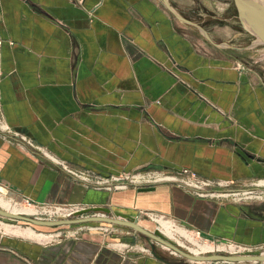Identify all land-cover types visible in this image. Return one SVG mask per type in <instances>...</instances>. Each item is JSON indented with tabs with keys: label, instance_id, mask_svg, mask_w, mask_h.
<instances>
[{
	"label": "crops",
	"instance_id": "1",
	"mask_svg": "<svg viewBox=\"0 0 264 264\" xmlns=\"http://www.w3.org/2000/svg\"><path fill=\"white\" fill-rule=\"evenodd\" d=\"M165 1L178 14L177 0ZM179 16L164 0H0L2 116L42 150L0 137L1 197L99 206L111 217L150 212L207 241L264 243V201L200 198L167 183L107 191L69 172L264 179L254 47ZM90 225L52 238L0 222V264H178L156 242L141 251L147 241L130 228Z\"/></svg>",
	"mask_w": 264,
	"mask_h": 264
},
{
	"label": "built area",
	"instance_id": "2",
	"mask_svg": "<svg viewBox=\"0 0 264 264\" xmlns=\"http://www.w3.org/2000/svg\"><path fill=\"white\" fill-rule=\"evenodd\" d=\"M0 137L7 142H20L24 143L32 149L41 152V148L33 145L32 141L24 135L13 130L3 119L1 104H0ZM71 175L85 183L92 185L95 188L107 191L116 189H126L128 187L140 188L150 187L156 184L167 183L179 186L186 192L200 198H218L231 203H246L251 202L253 198H258L264 201V185L258 184L260 180L254 179L240 185V188H234L235 183L229 180H222L216 178H208L200 176L186 168L180 169H144L134 170L129 172H121L118 174H111L107 176L92 175L91 173L80 171H69ZM18 203V202H17ZM19 204L25 207L34 209L35 214L33 217L40 219H58L51 218V216H62L61 218L71 217V215L86 206L80 204H67V205H47L35 204L27 198L19 201ZM47 214L48 217H40L38 215ZM148 219H152L156 224L157 219L171 222L176 225L169 218L150 212L143 213ZM97 215H102L98 213ZM101 229H106L107 226H98ZM185 230L190 236L199 242H206L211 244L214 251L213 253H226V254H250L257 251L258 254H264V243L258 245H245L239 244L228 240H214L207 241L201 238L196 230ZM61 232L50 233L49 237L57 238ZM148 243L140 247L141 251H147ZM219 248V249H218ZM170 251V250H169ZM171 252V251H170ZM209 253V252H208Z\"/></svg>",
	"mask_w": 264,
	"mask_h": 264
},
{
	"label": "water",
	"instance_id": "3",
	"mask_svg": "<svg viewBox=\"0 0 264 264\" xmlns=\"http://www.w3.org/2000/svg\"><path fill=\"white\" fill-rule=\"evenodd\" d=\"M240 25L252 39L249 47L261 46L264 47V5L258 0H232ZM168 10L172 12L179 20H183L176 12L172 10L169 4L164 0ZM150 187H140L138 190H147ZM98 213L102 214L97 215ZM109 210L104 207H84L75 211L71 217L58 219H40L25 215L10 214L0 209V219L7 223H14L21 221L36 227H61L91 224L93 222L107 223L120 225L134 230L142 234L146 239L148 245L151 247L153 242H156L174 254L182 257L184 260H191L194 262H226L234 264H253L264 262V254H226V253H204L192 255L187 251H183L176 244L166 236H164L157 228L148 231L140 227L136 219L128 214L114 212L111 217L108 215Z\"/></svg>",
	"mask_w": 264,
	"mask_h": 264
},
{
	"label": "rangeland",
	"instance_id": "4",
	"mask_svg": "<svg viewBox=\"0 0 264 264\" xmlns=\"http://www.w3.org/2000/svg\"><path fill=\"white\" fill-rule=\"evenodd\" d=\"M176 2H177L176 7L179 10L178 12L179 15H181L182 17L196 24H205V26L207 27H212L213 25H215L218 28L217 30H215L217 31L216 33L217 36H220L223 38H228L230 36L232 38L236 37L235 42L237 43L238 48L244 47L252 39V36H250V34H248L241 27L240 25L241 23L238 19V16H237L232 0H177ZM229 25H230V28H229ZM246 55H248V52H244V51L240 52L241 58H245ZM249 56L253 58L254 60H256L255 62L258 65V66H255L256 69H264V47H261V46L254 47L252 49V52H249ZM232 187L240 188V185L231 186V188ZM261 188L264 189V187H261ZM0 198L5 199L6 201H9L11 204H17L20 207H25L19 204V202L17 203V201L10 200L9 198H6L4 196L1 197L0 195ZM252 201H260V200L258 198H253ZM38 216L48 217L47 214H42ZM61 217L62 216H51V218H61ZM139 219L149 220L146 216L139 217ZM0 222L6 223L9 225H18V226L25 228L26 230L29 227L35 232L42 233V234H50L53 232H61V231H72L76 229H86L88 227H91L90 224H83V225L47 228V227L32 226L30 224H27L21 221H16L14 223H7L0 219ZM152 225L162 233L161 226L159 227L157 223L156 224L153 223ZM0 229L3 230L1 227ZM178 229L183 230L179 226L174 225V227L172 226L171 228V232H172L171 236L166 235L164 232L162 234L166 236L167 238L171 239L176 244V246H178L183 251H187V249L191 247L196 248L195 244L192 241L190 242L187 238L181 236L175 231ZM139 235L141 238H144L142 234H139ZM193 240L195 241L196 239L193 238ZM197 242L199 243V241ZM200 243H206V242H200ZM187 252L190 253L189 251ZM171 253L172 254L170 256H172L174 260L178 261V264H234V263H226V262L187 261V260H184L182 257L174 254L173 252ZM258 253L259 252L254 251V252H251L250 254H258ZM253 264H264V262L253 263Z\"/></svg>",
	"mask_w": 264,
	"mask_h": 264
},
{
	"label": "bare ground",
	"instance_id": "5",
	"mask_svg": "<svg viewBox=\"0 0 264 264\" xmlns=\"http://www.w3.org/2000/svg\"><path fill=\"white\" fill-rule=\"evenodd\" d=\"M258 1L264 5V0H258ZM258 184L263 185L264 180L259 181ZM0 209L4 210L10 214H15V215L17 214V215L32 216L35 214L34 209L31 207L30 208L20 207L17 204H11L9 201H6L5 199H2V198H0ZM135 219H136L137 224L140 227H142L148 231H151L153 228H155L152 225L154 223L152 219H149V220H141L139 218H135ZM156 223L159 225V227L161 226L162 233L164 232L166 235L171 236V234H172L171 228H172V226L174 227V225H172L171 222L157 219ZM175 231L178 234H180L181 236L187 238L190 242L192 241L195 244L196 248L191 247V248L187 249V251H189L192 255L204 254V253L214 251L213 247L210 244L200 243V242L198 243L196 240L194 241L193 238L186 231L179 230V229L175 230ZM24 232L34 234V235L37 234L29 227L27 230H24ZM187 261H191V260H187Z\"/></svg>",
	"mask_w": 264,
	"mask_h": 264
}]
</instances>
